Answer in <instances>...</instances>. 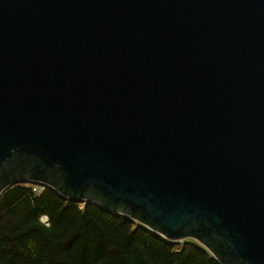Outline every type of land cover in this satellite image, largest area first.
<instances>
[{"label":"water","instance_id":"obj_1","mask_svg":"<svg viewBox=\"0 0 264 264\" xmlns=\"http://www.w3.org/2000/svg\"><path fill=\"white\" fill-rule=\"evenodd\" d=\"M19 182L264 264V0H0Z\"/></svg>","mask_w":264,"mask_h":264},{"label":"trees","instance_id":"obj_2","mask_svg":"<svg viewBox=\"0 0 264 264\" xmlns=\"http://www.w3.org/2000/svg\"><path fill=\"white\" fill-rule=\"evenodd\" d=\"M0 264H221L199 242L167 240L129 217L52 187L0 195Z\"/></svg>","mask_w":264,"mask_h":264},{"label":"rangeland","instance_id":"obj_3","mask_svg":"<svg viewBox=\"0 0 264 264\" xmlns=\"http://www.w3.org/2000/svg\"><path fill=\"white\" fill-rule=\"evenodd\" d=\"M36 183H39V182H36ZM41 184V183H40ZM79 203H84V202H80L79 201ZM189 239H191V238H189ZM185 240H188V239H185ZM185 240H181V241H178L179 243H182L183 241H185Z\"/></svg>","mask_w":264,"mask_h":264}]
</instances>
